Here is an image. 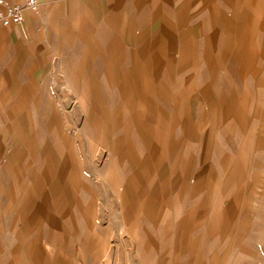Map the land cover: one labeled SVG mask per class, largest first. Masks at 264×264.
Wrapping results in <instances>:
<instances>
[{"label":"crops","instance_id":"crops-1","mask_svg":"<svg viewBox=\"0 0 264 264\" xmlns=\"http://www.w3.org/2000/svg\"><path fill=\"white\" fill-rule=\"evenodd\" d=\"M38 2L0 24V264H151V227L238 179L264 0Z\"/></svg>","mask_w":264,"mask_h":264},{"label":"rangeland","instance_id":"rangeland-1","mask_svg":"<svg viewBox=\"0 0 264 264\" xmlns=\"http://www.w3.org/2000/svg\"><path fill=\"white\" fill-rule=\"evenodd\" d=\"M252 47L241 81L244 149L231 157L233 168L238 162L233 171L238 179L224 193L207 190L203 197L199 192L185 197L161 230L151 227V264H264V35ZM97 239L101 247L92 258L117 254L118 260L126 259L124 252L109 251L116 237L101 234ZM125 242L118 237V243Z\"/></svg>","mask_w":264,"mask_h":264},{"label":"built area","instance_id":"built-area-1","mask_svg":"<svg viewBox=\"0 0 264 264\" xmlns=\"http://www.w3.org/2000/svg\"><path fill=\"white\" fill-rule=\"evenodd\" d=\"M38 0H26L24 5L13 4L8 0H0V24L3 26L19 25L24 21V11L37 13ZM2 88L0 87V97Z\"/></svg>","mask_w":264,"mask_h":264}]
</instances>
